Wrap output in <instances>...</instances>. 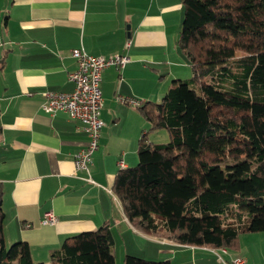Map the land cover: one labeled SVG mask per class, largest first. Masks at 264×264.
<instances>
[{"label":"crops","instance_id":"obj_1","mask_svg":"<svg viewBox=\"0 0 264 264\" xmlns=\"http://www.w3.org/2000/svg\"><path fill=\"white\" fill-rule=\"evenodd\" d=\"M182 19L181 0H0L5 244L23 241L33 261L47 262L66 237L106 223L115 264H122L123 255L170 264H224L235 257L264 264V232L241 234L237 248L224 251L178 244L136 230L112 192L118 159L125 168L136 165L140 139L149 135L150 123L139 108L159 102L174 80L192 76L177 45ZM76 48L129 58L122 69L102 71L104 127L89 166L94 183L84 173L73 175L74 154L88 141L81 124L66 112L41 109L45 92L73 90L67 74L77 66L71 56ZM48 211L55 224L41 223Z\"/></svg>","mask_w":264,"mask_h":264},{"label":"trees","instance_id":"obj_2","mask_svg":"<svg viewBox=\"0 0 264 264\" xmlns=\"http://www.w3.org/2000/svg\"><path fill=\"white\" fill-rule=\"evenodd\" d=\"M177 45L189 80H174L140 111L167 143L140 139L138 162L112 192L139 232L183 245L236 249L264 232V0H181ZM225 162V163H224ZM0 188V264H115L105 223L66 237L47 262L27 243L5 247ZM122 264H170L125 255Z\"/></svg>","mask_w":264,"mask_h":264},{"label":"built area","instance_id":"obj_3","mask_svg":"<svg viewBox=\"0 0 264 264\" xmlns=\"http://www.w3.org/2000/svg\"><path fill=\"white\" fill-rule=\"evenodd\" d=\"M71 56L76 60L77 64L76 68L67 74L68 79L73 83V90L66 93L45 92L43 94L41 109L50 115L58 111L66 112L71 119L81 124V128L86 133L88 141L83 148L74 154L73 175L78 177L79 173H84L85 177L83 179L94 183L89 173V166L93 153L99 148V138L104 127V123L100 117L103 108L100 87L102 71L110 66L122 69L129 61V58L126 54L122 53H114L108 56L91 55L83 48L71 50ZM130 103L136 105L134 101H130ZM117 164L119 170L125 169L122 157L118 159ZM56 221L57 218L51 211L44 213L41 217L42 224H55ZM220 249L222 251L225 250L224 248ZM219 259L221 258L219 257ZM223 263L246 264L241 257H235L230 261H223Z\"/></svg>","mask_w":264,"mask_h":264},{"label":"rangeland","instance_id":"obj_4","mask_svg":"<svg viewBox=\"0 0 264 264\" xmlns=\"http://www.w3.org/2000/svg\"><path fill=\"white\" fill-rule=\"evenodd\" d=\"M180 80H183V79H180ZM148 136H147V141H152L153 143H167L170 139L169 137V132L166 130V129H163V128H158V129H149L148 130ZM225 163V162H224ZM14 242H11V243H6L5 244V247L8 248L11 244H13ZM118 248L120 247L119 244H117ZM58 249V248H56ZM125 255H123L124 257ZM120 258H118L119 260ZM33 260V259H32ZM35 262V261H34ZM39 262H42V261H39Z\"/></svg>","mask_w":264,"mask_h":264}]
</instances>
